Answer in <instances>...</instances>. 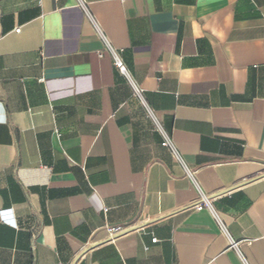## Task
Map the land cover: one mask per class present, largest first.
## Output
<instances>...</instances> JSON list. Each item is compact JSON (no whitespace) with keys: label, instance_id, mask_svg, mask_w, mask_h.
<instances>
[{"label":"crops","instance_id":"crops-1","mask_svg":"<svg viewBox=\"0 0 264 264\" xmlns=\"http://www.w3.org/2000/svg\"><path fill=\"white\" fill-rule=\"evenodd\" d=\"M0 264H264V0H0Z\"/></svg>","mask_w":264,"mask_h":264},{"label":"built area","instance_id":"built-area-1","mask_svg":"<svg viewBox=\"0 0 264 264\" xmlns=\"http://www.w3.org/2000/svg\"><path fill=\"white\" fill-rule=\"evenodd\" d=\"M18 30H19L18 27L15 28V31H18ZM111 52L113 55L114 64H115L116 68L118 69V71L122 74H127L126 67L123 64V62L121 61V59L118 57V55L112 49H111ZM162 145L167 147L174 154V156L180 160V157H179L174 145L172 144V142L169 139L165 138L164 141L162 142ZM205 207H210V205H209V202H208L206 196L201 193L199 196V201L197 203H195L190 208L200 210V209H203ZM104 210H106V208ZM221 227H222V225H221ZM111 230H120V227L111 228ZM156 240H157L156 238H151V242H155Z\"/></svg>","mask_w":264,"mask_h":264}]
</instances>
